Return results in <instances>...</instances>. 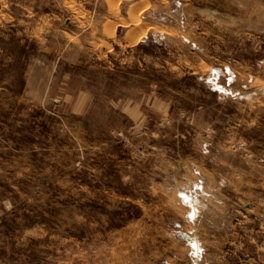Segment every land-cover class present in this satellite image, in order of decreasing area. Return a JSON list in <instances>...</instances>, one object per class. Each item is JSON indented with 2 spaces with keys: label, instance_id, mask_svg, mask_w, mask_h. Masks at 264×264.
I'll list each match as a JSON object with an SVG mask.
<instances>
[{
  "label": "rangeland",
  "instance_id": "374dc122",
  "mask_svg": "<svg viewBox=\"0 0 264 264\" xmlns=\"http://www.w3.org/2000/svg\"><path fill=\"white\" fill-rule=\"evenodd\" d=\"M0 264H264V0H0Z\"/></svg>",
  "mask_w": 264,
  "mask_h": 264
},
{
  "label": "bare ground",
  "instance_id": "6f19581e",
  "mask_svg": "<svg viewBox=\"0 0 264 264\" xmlns=\"http://www.w3.org/2000/svg\"><path fill=\"white\" fill-rule=\"evenodd\" d=\"M133 10H134V9H133ZM133 13H134V12H132V14H133ZM141 34H142V33H141ZM132 35H133V33H132ZM132 35L130 36L131 38H133ZM188 196H189V195H188ZM183 198L186 199L187 201H190V199L187 198V196H183ZM191 244L193 245V247H194L195 249H198V246H197L196 243L191 242Z\"/></svg>",
  "mask_w": 264,
  "mask_h": 264
}]
</instances>
